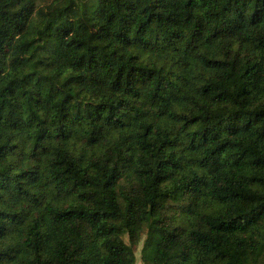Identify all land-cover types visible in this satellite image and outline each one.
<instances>
[{"label": "trees", "instance_id": "1", "mask_svg": "<svg viewBox=\"0 0 264 264\" xmlns=\"http://www.w3.org/2000/svg\"><path fill=\"white\" fill-rule=\"evenodd\" d=\"M144 234L143 264H264V0H0V264Z\"/></svg>", "mask_w": 264, "mask_h": 264}, {"label": "rangeland", "instance_id": "2", "mask_svg": "<svg viewBox=\"0 0 264 264\" xmlns=\"http://www.w3.org/2000/svg\"><path fill=\"white\" fill-rule=\"evenodd\" d=\"M124 223V219L121 217V224ZM145 239V234L142 236V239L139 243V245L137 246V248L134 251L135 257H136V264H143L141 261V248L143 246V241Z\"/></svg>", "mask_w": 264, "mask_h": 264}]
</instances>
